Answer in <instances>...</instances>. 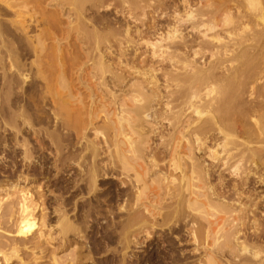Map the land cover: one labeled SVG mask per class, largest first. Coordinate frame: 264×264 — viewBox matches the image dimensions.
Here are the masks:
<instances>
[{
  "label": "bare ground",
  "instance_id": "1",
  "mask_svg": "<svg viewBox=\"0 0 264 264\" xmlns=\"http://www.w3.org/2000/svg\"><path fill=\"white\" fill-rule=\"evenodd\" d=\"M40 25L43 34L32 37ZM32 55L36 72L26 63ZM84 58L97 90L83 69L76 81V60ZM112 59L128 76L115 72ZM76 84L89 92L88 111L79 95L82 110L71 108ZM98 99L111 111L97 113ZM50 148L57 173L76 158L80 192L76 223L68 203L56 199L58 235L43 187L39 199L28 189L27 171L42 163L35 153ZM258 165L264 167V0H0V167L15 174L0 183V264H26L21 253L37 250V263L49 252L60 264L57 255L74 245L71 264H98L87 238L98 220L107 221L105 253H115L114 242L122 248L118 262L105 264H126L163 228L185 232L198 256L193 263L264 264ZM228 177L233 200L225 196ZM101 181L115 189L110 203L100 197ZM210 212L222 216L212 221ZM13 220L14 234L5 230ZM176 252L171 262L188 264Z\"/></svg>",
  "mask_w": 264,
  "mask_h": 264
},
{
  "label": "rangeland",
  "instance_id": "2",
  "mask_svg": "<svg viewBox=\"0 0 264 264\" xmlns=\"http://www.w3.org/2000/svg\"><path fill=\"white\" fill-rule=\"evenodd\" d=\"M114 18L115 16L114 15H112L111 16V18ZM112 18V19H113ZM27 19H28V17H27ZM114 19H116V17L114 18ZM153 21V20H152ZM39 27V28H38ZM38 27H36L37 29H35V31L34 32H32L30 35L32 36V37H36L35 35H38V36H40L41 34H43V32H44V26L43 25H40V26H38ZM188 32H190V30H188ZM80 44H78V47L80 48L81 47V45L79 46ZM63 47H66V45L65 44H63ZM84 47V46H83ZM70 52H71V50H70ZM86 58H84V59H77L76 60V81H77V79H78V77H79V72H81V70L82 71H84V75H82L83 76V78L84 79H86L87 81L91 78V77H93V66L91 67V65H89V64H91V63H89L88 65V67H85V64H86V66H87V62H89V61H87V60H85ZM36 60V61H35ZM108 60H110V59H108ZM28 61V62H27ZM26 61V63L28 64V65H30V63L31 64H33V71L34 72H36V69H35V63H37L38 62V58H36V56H30L29 58H28V60ZM32 61V62H31ZM30 62V63H29ZM110 63H113V68H114V70H115V72H118V73H120V71H121V73L122 74H124V70L122 69H120V67H119V65H118V61L117 60H113L112 59V61L110 62ZM118 65V66H117ZM31 66V65H30ZM28 68H29V66H28ZM120 69V70H119ZM116 70H118V71H116ZM86 71V72H85ZM122 71H124V72H122ZM31 73V70H28V73ZM121 74V75H122ZM120 75V74H119ZM125 76H128V74H126V72H125ZM85 80V81H86ZM91 81L89 80L88 81V87H91V88H93L94 90H97L98 89V86L96 85V82L94 83H90ZM77 86H76V91H74V93H73V95L74 96H76V104H73L72 105V109H74L73 110V112L74 111H76V112H78V111H80V110H82V105H79L78 104V101H77V97H78V95L79 96H81L82 98H85V101H84V106H85V108H86V110L88 111V107L90 106V104H91V101L90 100H88V96H89V92L88 91H86V89L84 88V87H79L80 85H78V84H76ZM79 89V90H78ZM79 93V94H78ZM86 96V97H85ZM87 100V101H86ZM100 99H98L97 100V104H96V107H95V110H96V112L97 113H100V110H102V108H103V106H107L108 104H107V102H101V101H99ZM49 103H48V107H52L53 108V105H52V103H51V101H48ZM101 104V105H100ZM108 106L106 107V110H108V111H111L110 109L111 108H108ZM86 110L85 111H83V112H85L84 114H86ZM83 114V119H84V121H86V115H84ZM102 115V114H101ZM103 116V115H102ZM103 118V117H102ZM101 120V119H100ZM98 120V122L96 123L97 124V126L98 127H101V129L103 128V120ZM102 131V130H101ZM104 134H105V132H104ZM94 136L95 135H93V133L90 135V137H91V139H93L94 138ZM72 138H73V141H72V143H74L75 145L74 146H76V133H73L72 134ZM178 138V137H177ZM100 138H98V140H99ZM32 142H33V144H35L34 143V141L32 140ZM46 142V141H45ZM152 143V145H154L155 146V144H158L159 143V140L157 139V138H153L151 141H150V144ZM52 149V150H51ZM40 152V153H39ZM43 151H38L37 153H35V155H36V158L39 160V162H42V163H39L40 165L42 164V165H44V166H46V167H48L47 169H45V171H44V177H41V178H38L37 179V181L36 182H31V183H29L28 184V189L31 191V192H33V191H35V192H33L35 195H36V199H39V197H40V192L38 191V186L39 187H43L42 188V192H41V194H43L44 195V200H46L45 201V203H46V208H47V211H48V213H47V220H48V223H49V225L52 227V229H54L53 230V232L52 233H54V235H58L61 231L60 230H57V228H55V225H57L58 223V219H57V217L54 215V211H55V208L58 206V202L60 201V200H56V199H62L63 201H64V204L66 205V203H68L66 206H67V208H68V213H69V215H70V218L72 219V220H74V222L76 223V207L74 206L75 205V202H76V199L77 198H79L80 197V192H78V190H76V187H74L75 185H74V182H73V180L76 178V166H75V161H76V158H74V159H72V160H70V167L67 169V174L65 173V172H58L57 173V171H55L54 169H49V167H53V163L55 162L54 161V159H53V157H50L49 155H48V153H50L51 152V154H55V150L53 149V148H50V151H48V152H44V153H42ZM76 153V152H75ZM44 154H45V156H44ZM34 155V156H35ZM39 155V156H38ZM21 156V155H20ZM45 157V158H44ZM47 157V158H46ZM20 158V157H19ZM43 160H44V162H43ZM45 160H47V161H45ZM54 162H53V161ZM73 161V162H72ZM47 162V163H46ZM52 163V164H51ZM34 165V164H33ZM33 165H31V167L30 168H37V166L36 165H38V164H35L34 166ZM259 166V165H258ZM59 167H60V165H59ZM263 166H259V168L261 169ZM3 166H1L0 167V183H2L3 182V180L5 179V177L4 176H2L1 174H4V175H9V174H12V172L11 171H9L10 169H7L6 170V168H3ZM5 169V170H4ZM249 169H253V166L251 167H249ZM258 169V168H257ZM50 170V171H49ZM171 170V169H170ZM263 170V172H264V167H263V169H261V171ZM171 172H172V170H171ZM31 174H33V175H39V177H40V173L38 172V170L37 169H34L33 170V172H31ZM130 175H131V173H129ZM133 174V173H132ZM134 175V174H133ZM133 175H131L130 177L131 178H135V177H133ZM225 175L226 176H228V173L227 172H225ZM9 177V176H8ZM10 180H13L14 179V176L12 177V178H9ZM216 177H214L213 178V184L215 185V184H217V181H216ZM101 182H103V181H101ZM100 182V183H101ZM104 184H100V188H101V190H102V192H101V194H100V197L102 198V200L105 198V197H108V195H109V192L111 193V195L114 193V191H115V189L113 188V187H111V182H109V181H106V182H103ZM108 184V187L106 186V184ZM33 184V185H32ZM232 184H233V179L231 178V177H228L227 178V183H226V186L227 187H225L224 188V190L226 191L225 192V196L226 197H228V199H230V200H233V199H235L236 198V196L234 195V193L232 192V191H230L231 190V186H232ZM105 185V186H104ZM83 187V186H82ZM104 187V188H103ZM257 186H254V188H252L251 190H256L257 188H256ZM38 191V192H37ZM77 191V192H76ZM261 191V194L262 195H264V186L263 187H260L259 189H258V192H260ZM39 195V196H38ZM83 195L85 196H87V194L85 193V191H84V193H83ZM103 195V196H102ZM60 198H59V197ZM2 197L3 196H1V199H2ZM63 197V198H62ZM109 198V197H108ZM70 201V202H69ZM157 201V200H156ZM242 202L243 203H245L246 201H243L242 200ZM57 203V204H56ZM109 203H110V198H109ZM82 204L83 203H81V202H79V208H78V210L79 211H77V212H79L77 215L79 216L78 217V219H79V221L78 222H80L81 220H80V213H81V207H82ZM7 208V206H5V207H3V210H5ZM212 212V211H211ZM210 212V213H211ZM258 213V215L259 214H261V213H264V204H261V205H259V209H258V211H257ZM154 213H155V215H157V213L156 212H153V215H154ZM213 214H214V212H212ZM212 213L210 214L211 215V217L213 216L212 215ZM43 215L42 214V212H38L37 213V215H36V217L39 219V220H41V216ZM124 215H126V214H122V216L121 217H125ZM210 215H209V217L208 218H210L211 219V217H210ZM40 216V217H39ZM218 217H221L222 215H217ZM217 216L216 215H214L213 216V218L211 219L212 221H214V219H216L217 218ZM121 217H117L116 218V220L118 219V218H121ZM155 217H158V215L157 216H155ZM214 217H216V218H214ZM15 221L16 220H13L12 222H9L8 224H6V226H5V230L7 231V232H11L12 234H14L15 232H16V226H15ZM100 223H99V222ZM97 222L96 221H94L93 223H91L90 224V229L87 231V238H88V240H89V243H90V245L91 246H93V252H94V255H95V260H96V263H98V264H105L106 262H108V260H111V259H114L115 260V262L117 261L118 262V260L121 258V256L119 257V255H121L122 253H118V254H116L117 252H116V250H121L122 248L121 247H119L118 246V244H117V242H114L113 244H111V248L112 249H114V251H115V253L114 252H107V254L105 253V249H103V246H104V243H106V241H107V239H106V236L104 235V233H103V230H102V228H103V226L105 227L106 225H105V223H107V221L104 223V221L105 220H103V222H102V220H98ZM118 221H120V219H118ZM157 221H159V223H161V220L159 219V220H157ZM121 222H123V220H121ZM120 222V223H121ZM102 223V224H101ZM97 224V225H96ZM98 224H101L100 226L98 225ZM180 225H182L181 227L183 228L184 227V225H183V223H181ZM102 227V228H101ZM216 227V226H215ZM214 227V229L216 230L217 228H215ZM97 228H99V229H97ZM93 229H94V231H93ZM118 229H121V228H118ZM123 229V228H122ZM164 230H162V231H156L154 234H153V237L150 239V241L147 243V245L148 244H152V241H153V239H157L158 240V237L160 238V240H161V243H162V245H161V247H162V250H161V253L163 254V255H165L167 258H166V260L168 261V260H171L172 259V262H173V256L172 255H174V251H176L177 250V252L175 253V257H178V259H180L181 261H183L184 260V262H185V260H186V262H188V264H197L196 262L195 263H193L192 261L193 260H196V258H198V256H193L192 254H191V252H192V250L195 248L194 247V245H192V243H191V239L185 234V232L184 231H176V232H174V233H172V234H170L169 233V231H168V229L167 228H163ZM99 230V231H98ZM214 230V231H215ZM50 231L49 230H46L45 231V233L47 234V233H49ZM92 232V233H91ZM123 233V232H122ZM169 234H170V236H169ZM174 234H181V240H180V242L179 241H177L175 238H173L174 237ZM183 234V235H182ZM62 235V234H61ZM91 235V236H90ZM165 235V236H164ZM68 236V235H67ZM102 236V237H101ZM68 238L69 239H75L76 240V237L73 235V233L71 232L70 234H69V236H68ZM118 239H119V236L118 235H114V240H117L118 241ZM138 239H139V241H141V242H143L144 241V236H140V237H138ZM99 240V241H98ZM103 241V242H102ZM173 243V244H172ZM83 244H85V243H83ZM94 244V245H93ZM96 244V245H95ZM99 244V245H98ZM103 244V245H102ZM98 245V246H97ZM97 247H98V249H97ZM105 247V246H104ZM84 248H85V246H84ZM121 248V249H120ZM176 249V250H175ZM179 249V250H178ZM85 250H86V248H85ZM84 250V251H85ZM170 250V251H169ZM122 251V250H121ZM120 251V252H121ZM167 251H169L168 253H167ZM172 251H173V253H172ZM103 252V253H102ZM48 253V254H47ZM46 254H44L43 256H46V257H44L42 260H38V263L34 260L35 258H39L40 257V254H39V252H38V250L36 251V255H33L32 253H28V252H22L21 253V257H23V259L25 260V261H27L29 264H52V259H51V255H49L50 253L49 252H47ZM110 253H112V254H110ZM132 255H135V253H132V252H130ZM130 253H128V256L129 255H131ZM172 253V254H171ZM181 253H184L185 255L182 257L181 256ZM26 254V255H25ZM73 255V256H72ZM107 255V256H106ZM138 255H141V253H139ZM177 255V256H176ZM192 255V256H191ZM50 256V257H49ZM109 256V257H108ZM116 256V257H115ZM76 258V245H74V246H72L69 250H64L63 252H61L60 254H58L57 255V257L56 258H58V260H59V263L60 264H71L72 263V259L73 258ZM169 257L171 258V259H169ZM117 258V259H116ZM183 259V260H182ZM45 260V261H44ZM191 261V262H190ZM190 262V263H189ZM28 263H26V264H28ZM13 264H19V261L18 260H15V261H13Z\"/></svg>",
  "mask_w": 264,
  "mask_h": 264
},
{
  "label": "flooded vegetation",
  "instance_id": "3",
  "mask_svg": "<svg viewBox=\"0 0 264 264\" xmlns=\"http://www.w3.org/2000/svg\"><path fill=\"white\" fill-rule=\"evenodd\" d=\"M34 166V165H33ZM37 168H29V170L27 171V173L31 176L30 179L32 182H36L38 178H41L44 176V171L45 169H47L48 167L44 166L43 167L38 164L36 165ZM51 169V167H49ZM34 169H37L39 173H41V177H39V175H33L31 174V172H33ZM43 169V170H42ZM50 171V170H49ZM43 172V173H42ZM2 176L5 177L4 180H7L9 178H12L13 176L15 177V174L12 173V174H9V175H4V174H1ZM9 176V177H8ZM33 176V177H32ZM36 177V178H34ZM36 179V180H35ZM3 180V181H4ZM174 238V237H173ZM149 241H147L148 243ZM143 247V248H140L138 250L135 251V255L133 256V259H129L128 262H126V264H171V260H166L167 257H165V255H163L161 253V250H162V243H161V240L159 239L158 237V240L156 239H153L152 241V244H148ZM144 249V250H143ZM142 250V251H141ZM170 251V250H169ZM167 251V253L169 252ZM139 253H141V255H138ZM169 259H171L169 257ZM162 261V262H161ZM161 262V263H160ZM173 264V263H172Z\"/></svg>",
  "mask_w": 264,
  "mask_h": 264
}]
</instances>
